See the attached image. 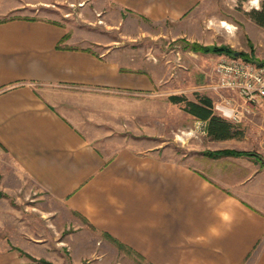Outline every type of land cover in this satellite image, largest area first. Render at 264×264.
Masks as SVG:
<instances>
[{
	"label": "crops",
	"instance_id": "0c3cea01",
	"mask_svg": "<svg viewBox=\"0 0 264 264\" xmlns=\"http://www.w3.org/2000/svg\"><path fill=\"white\" fill-rule=\"evenodd\" d=\"M6 1L12 15L0 20V159L83 221L75 225L152 264H264V159L209 157L202 170L158 155L154 145L100 151L70 109H96L115 130L121 109H133L137 97L153 100L152 66L131 68L118 47L96 52L69 28L36 17L51 0ZM112 1L153 22L181 23L205 0ZM193 56L199 80L216 78L219 55ZM206 65L211 73L202 71ZM186 114L207 135V121ZM0 264L31 263L0 240Z\"/></svg>",
	"mask_w": 264,
	"mask_h": 264
},
{
	"label": "rangeland",
	"instance_id": "374dc122",
	"mask_svg": "<svg viewBox=\"0 0 264 264\" xmlns=\"http://www.w3.org/2000/svg\"><path fill=\"white\" fill-rule=\"evenodd\" d=\"M251 1L205 0L187 18L186 22L192 19L189 27L186 22H153L112 0H51L42 7L46 11H39L36 17L69 28L76 41H88L96 52L118 47L115 53L131 68L144 70L151 65L157 85L152 101L137 97L133 109H121V116L114 119L115 130L109 129L110 119L96 109H70L73 123L105 154L124 143L138 151L154 145L158 155L182 158L202 170L208 169L209 157H226L212 154L224 148L264 159V119L259 113L233 124V131L240 136L214 143L201 133L202 124L183 111L184 104L168 100L169 95L194 102L198 97H208L213 106L227 97L234 107L241 103L233 91H214L211 85L215 77L208 75L199 80L200 69L189 59L196 53L219 58L238 53L240 59L264 63V28L249 16L252 10L260 9L264 0H259L258 8ZM8 4L0 0V20L12 15ZM219 19L230 29H224ZM203 48L214 52L204 53ZM219 49L225 53H219ZM209 68L206 65L202 71L211 73ZM129 113L131 122L126 119ZM76 222L83 223L33 181L14 171L4 158L0 159V240L31 264H152L127 245L107 237L101 242L92 227L77 226Z\"/></svg>",
	"mask_w": 264,
	"mask_h": 264
},
{
	"label": "built area",
	"instance_id": "2783aa9c",
	"mask_svg": "<svg viewBox=\"0 0 264 264\" xmlns=\"http://www.w3.org/2000/svg\"><path fill=\"white\" fill-rule=\"evenodd\" d=\"M214 73L216 81L211 88L216 92L233 91L241 101L236 107L228 100L214 104L212 109L220 117L232 124H238L254 113H259L264 119V65L238 56H221L215 64Z\"/></svg>",
	"mask_w": 264,
	"mask_h": 264
},
{
	"label": "trees",
	"instance_id": "16d2710c",
	"mask_svg": "<svg viewBox=\"0 0 264 264\" xmlns=\"http://www.w3.org/2000/svg\"><path fill=\"white\" fill-rule=\"evenodd\" d=\"M239 2H243L245 0H238ZM250 18L261 28H264V2L261 3V7L259 10H252L249 13ZM204 53L209 52L208 48H203ZM210 52H214L211 50ZM219 53H225L224 49H219ZM234 56V55H231ZM240 55H238L239 57ZM244 60L253 61L247 57H243ZM254 62V61H253ZM260 65H264V63H258ZM169 101L171 103L184 104L183 111L194 116L198 120L207 121V135L212 140H225L229 138H234L237 134L239 136L241 133H236L233 131V125L221 117L213 114L212 110V102L208 97H198L197 101H188L183 96H170ZM238 136V135H237ZM211 154V153H209ZM214 156H252L254 159L261 161V157L259 155H255L252 153H248L245 151H235V150H219L215 153H212Z\"/></svg>",
	"mask_w": 264,
	"mask_h": 264
},
{
	"label": "clouds",
	"instance_id": "9594fccd",
	"mask_svg": "<svg viewBox=\"0 0 264 264\" xmlns=\"http://www.w3.org/2000/svg\"><path fill=\"white\" fill-rule=\"evenodd\" d=\"M252 3H253L254 5H256L257 8H258L259 0H252Z\"/></svg>",
	"mask_w": 264,
	"mask_h": 264
},
{
	"label": "bare ground",
	"instance_id": "6f19581e",
	"mask_svg": "<svg viewBox=\"0 0 264 264\" xmlns=\"http://www.w3.org/2000/svg\"><path fill=\"white\" fill-rule=\"evenodd\" d=\"M223 25H224L226 28H230V26L227 25L226 23H223Z\"/></svg>",
	"mask_w": 264,
	"mask_h": 264
},
{
	"label": "water",
	"instance_id": "95a60500",
	"mask_svg": "<svg viewBox=\"0 0 264 264\" xmlns=\"http://www.w3.org/2000/svg\"><path fill=\"white\" fill-rule=\"evenodd\" d=\"M235 56H238V53H236Z\"/></svg>",
	"mask_w": 264,
	"mask_h": 264
}]
</instances>
